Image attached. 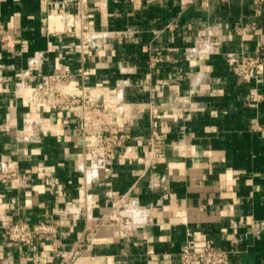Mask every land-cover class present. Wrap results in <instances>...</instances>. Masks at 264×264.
<instances>
[{
    "label": "crops",
    "instance_id": "1",
    "mask_svg": "<svg viewBox=\"0 0 264 264\" xmlns=\"http://www.w3.org/2000/svg\"><path fill=\"white\" fill-rule=\"evenodd\" d=\"M257 51L264 0H0V264H177L188 233L264 264V66L241 81L227 59ZM58 67L130 135L105 164L69 111L27 126L30 89ZM152 112L163 151L149 159ZM16 221L56 233L8 244Z\"/></svg>",
    "mask_w": 264,
    "mask_h": 264
},
{
    "label": "built area",
    "instance_id": "2",
    "mask_svg": "<svg viewBox=\"0 0 264 264\" xmlns=\"http://www.w3.org/2000/svg\"><path fill=\"white\" fill-rule=\"evenodd\" d=\"M193 0H181L182 7L187 6ZM200 2L206 0H199ZM2 40H5L2 37ZM228 62L232 73L241 81H260L264 66L263 53L257 51L253 55L241 53L240 55L229 54ZM155 57L154 62L158 61ZM262 100L260 94L251 95V106L256 107ZM103 101L99 103L97 96L91 91H84L79 81L71 80L70 72L64 67L56 68L53 73L42 79V82L30 89L27 101L28 112L26 123L34 131H43L40 124L42 109L69 111L75 120L77 133L86 139L90 146H96L94 150L99 164H105L130 135L120 129L111 131L104 126L98 117ZM156 115H151L150 135L147 141V157L153 159L162 155V143L159 140L158 131L154 125ZM261 130V129H259ZM93 146V147H94ZM9 177V172H2L0 167V180ZM112 213L110 221L118 218L124 228L121 233L125 234L129 229L130 215L119 218V213L127 208L126 195H114L111 197ZM56 233L54 223L16 221L4 230V239L8 244L18 243L29 246L39 240L43 245L45 241L54 237ZM91 243V240L88 239ZM177 264H229L228 253L219 248L212 240L199 238L188 233L187 238L178 254Z\"/></svg>",
    "mask_w": 264,
    "mask_h": 264
}]
</instances>
